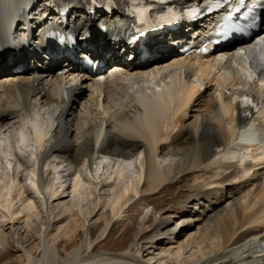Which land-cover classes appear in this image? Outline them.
<instances>
[{
    "label": "bare ground",
    "instance_id": "6f19581e",
    "mask_svg": "<svg viewBox=\"0 0 264 264\" xmlns=\"http://www.w3.org/2000/svg\"><path fill=\"white\" fill-rule=\"evenodd\" d=\"M68 1H76L69 24L81 26L85 33V46L78 45L80 53L73 46L62 53L54 52L55 47L43 52L33 39L23 47L11 46L9 38L23 43V28L10 35L0 14V170L16 178L26 173L27 189L40 198L42 208L65 198L68 189L64 191L58 169L70 170L72 165H84L86 178L80 173L67 175L71 206H79V198L91 195L92 186L113 189V198L85 226L86 217L80 220L72 208H66L70 231L51 246L41 238L52 226L45 218L36 232L39 241L34 253L25 250V243H14L12 248L21 253L15 261L143 264V254L150 255L156 240L166 239L162 251L179 250L176 244L185 238L182 244L193 254L177 257L172 264H264V255L250 251L264 242V109L249 121L238 120L236 128L230 104L236 89L264 97V87L241 82L247 65L260 69L264 77V48L253 43L243 47L245 55L231 49L202 58L180 54L187 43L174 48L182 37L167 32L122 44L126 41L113 40L98 28L99 21L106 27L113 24L102 10L87 8L85 0ZM177 1L181 5L205 2ZM35 19L33 15L30 23L35 24ZM167 53L172 54L141 61ZM81 54L95 64L101 62L109 72L102 69L93 75L74 64ZM127 54L134 63L128 62ZM124 69L130 70L128 77L123 76ZM172 79L184 80L185 86L178 84L168 97L165 83ZM146 95H164L160 117L136 101ZM30 129L39 133V143L31 140ZM254 129L258 138L245 141V134ZM17 134L21 136L17 150L28 152V166L19 159L12 163L8 142L16 141ZM40 153L43 167L35 163ZM40 174L47 182L45 188L40 186ZM186 182L192 185L182 200L154 205L168 186ZM24 187L14 178L0 185V239L6 238L3 226L20 220L10 196L15 192L22 197ZM23 210L25 223L40 212V206L29 197ZM117 223L125 227L113 240ZM143 241H147L144 249ZM11 254L0 251V259Z\"/></svg>",
    "mask_w": 264,
    "mask_h": 264
},
{
    "label": "rangeland",
    "instance_id": "374dc122",
    "mask_svg": "<svg viewBox=\"0 0 264 264\" xmlns=\"http://www.w3.org/2000/svg\"><path fill=\"white\" fill-rule=\"evenodd\" d=\"M203 85H207V84L204 82ZM9 141H11V142H8V144L11 147V148L9 147V150L12 154V163L16 165V163L19 162V160L13 150L15 140L14 138H11ZM25 154L26 156H24V158L26 160L28 153H25ZM22 164L24 166H28V162L24 161V163ZM85 171H86V168L84 167V165H81L79 167L72 166L70 170L60 167L58 169V172H59L58 175H60L59 177H62L61 181L63 182V186H64L63 189L64 191L68 189L65 193V198H63L60 201L53 202L52 204L48 206H44L42 208L40 198L35 194L33 195V193H31L27 189V186L25 184L26 175H24L26 173L21 175L20 176L21 178L19 177L16 178L15 176H13L11 172L9 174H4L2 169L0 170V176L1 177L3 176L2 179L0 177L1 186L3 183H5L8 180V178L10 179L14 178V180L17 183L20 182V187L25 186L24 189H26V192L22 197L21 196L18 197L15 192H13L10 196V200L14 206L13 211L17 213L19 212L20 220L14 221V226L12 224L3 226V231H4V234L6 235V238L0 239V245L2 244L0 246V251L1 252L10 251L12 254L8 257L0 259V264H21L15 261L21 255V253L15 252L16 250L12 248V246H15L14 244L15 242L22 243V244L25 243L24 244L25 250L34 253V247L37 245L39 241L36 232L38 231V229H40L41 225L45 223V218L49 219V222L52 223L51 224L52 226L48 227L46 231L42 232L41 238L43 239L46 245L51 246L54 240L63 238L64 235L68 234L70 231V229H68V225L70 223V220L68 218L69 214L67 213L68 208H72L74 214H76L77 217H79L78 219L84 220V217H86V220H84V226L86 224H90L94 222L97 219V217H99L100 214H102L104 210L102 208L103 205H105V203L107 204L108 202H110L113 198V193H112L113 189L107 188V187L105 188V187H102L101 185L100 187L98 186L95 190L93 189V186H92V189H91L92 191L90 190L91 195H86V197L88 196V199L86 201H85L86 197L80 193V196H83L85 198L84 199L79 198V206H71L72 188H71L70 178L67 175L72 174V172H74V173H80L83 176V178H86ZM180 185H179L180 188L179 186H176V185L168 186L164 194L155 198L156 201L154 205L159 206V205L164 204L165 202H173V200L174 202L176 201L178 202L179 200H182L184 197H186L188 194L187 187L191 186L192 184L191 182L189 183L186 182ZM182 195L183 197H181ZM29 197L30 198L32 197V200L34 198L35 203L38 206H40V212H38L36 216L32 217L31 220H28V222L26 221L24 223V219L22 218L24 216L23 208L25 206V199ZM77 217H75L74 219H77ZM124 227L125 226L121 223L114 224L113 240L118 238L117 235H119L120 232L121 233L123 232ZM152 235L153 234L148 235V238H150ZM184 239L185 238H180V240H178V244H176V247L181 246L179 250H176V249L169 250L166 247L163 251L160 250V247L166 243V239L161 238V240H156V243L154 242V244L152 245V249L150 250L151 251L150 255L146 256V254H143L144 256L142 258V263L143 264H172L174 259H176L177 257L179 259L180 258L182 259V258H186L192 255L193 253L189 252V249H186L184 245L182 244ZM113 240H112V243L114 242ZM146 243L147 241H143L140 247L143 248L146 245Z\"/></svg>",
    "mask_w": 264,
    "mask_h": 264
},
{
    "label": "snow or ice",
    "instance_id": "6c2138e0",
    "mask_svg": "<svg viewBox=\"0 0 264 264\" xmlns=\"http://www.w3.org/2000/svg\"><path fill=\"white\" fill-rule=\"evenodd\" d=\"M169 11H171V9H169ZM190 12H192L194 14L195 13V9H191ZM161 19H163V17H161Z\"/></svg>",
    "mask_w": 264,
    "mask_h": 264
}]
</instances>
